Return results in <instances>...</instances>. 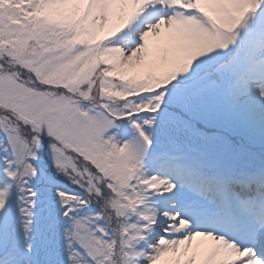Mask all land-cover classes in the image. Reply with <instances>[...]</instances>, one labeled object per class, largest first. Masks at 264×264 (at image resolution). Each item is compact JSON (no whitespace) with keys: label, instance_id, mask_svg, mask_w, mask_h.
<instances>
[{"label":"snow or ice","instance_id":"snow-or-ice-1","mask_svg":"<svg viewBox=\"0 0 264 264\" xmlns=\"http://www.w3.org/2000/svg\"><path fill=\"white\" fill-rule=\"evenodd\" d=\"M0 264H264V0H0Z\"/></svg>","mask_w":264,"mask_h":264}]
</instances>
